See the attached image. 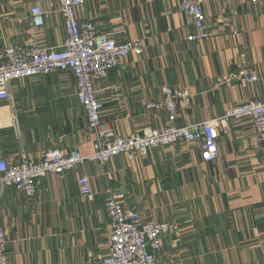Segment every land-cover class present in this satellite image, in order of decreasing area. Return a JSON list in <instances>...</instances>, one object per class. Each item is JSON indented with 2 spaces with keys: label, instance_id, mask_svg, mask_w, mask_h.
<instances>
[{
  "label": "crops",
  "instance_id": "1",
  "mask_svg": "<svg viewBox=\"0 0 264 264\" xmlns=\"http://www.w3.org/2000/svg\"><path fill=\"white\" fill-rule=\"evenodd\" d=\"M27 0H0V62L7 47H60L66 38L63 15L44 3V25L34 27ZM212 37L190 40L191 20L178 0H83L79 22H91L117 43L140 41L142 53L94 83L102 103L101 122L118 135L162 129L167 116L145 108L163 86L186 88L173 125L182 127L221 116L245 102L264 101V0H203ZM244 55L257 80L246 87L225 82ZM12 108L0 100V160L37 161L48 150L93 152L95 134L76 97L69 71L11 82ZM218 156L201 159L198 144L177 141L143 155H118L103 168L85 161L61 175L48 174L26 197L13 187L0 194V228L10 264H101L110 251L106 201L123 195L125 210L147 222L177 225L161 235L156 264H264V140L250 119L231 120L216 131ZM90 179L92 196L80 195L77 178Z\"/></svg>",
  "mask_w": 264,
  "mask_h": 264
},
{
  "label": "built area",
  "instance_id": "2",
  "mask_svg": "<svg viewBox=\"0 0 264 264\" xmlns=\"http://www.w3.org/2000/svg\"><path fill=\"white\" fill-rule=\"evenodd\" d=\"M27 1L30 22L34 27L44 25L43 4H57L63 15L66 38L57 48L34 45L19 48L9 46L5 49L4 61L0 62V100H6L10 105L15 135H19V126L12 108L11 82L59 70L69 71L74 76L77 100L86 113L87 126L96 139L93 152L89 155H81L75 150L64 153L56 149L45 151L37 161L29 157H22L16 164L0 160V194L5 187H13L32 198L36 194L38 181L48 174L61 175L85 161L96 162L103 168L115 156L143 155L150 149L167 148L180 140L198 144L202 161L214 162L218 156L216 131L225 134L231 120L250 119L256 136L264 140V101L241 103L226 109L219 117L178 127L173 125L178 108L180 105L189 107L192 95L186 88L168 86L161 87L160 96L145 104L147 110L164 112L169 123L167 126L159 130L145 128L129 135L116 134L101 122L102 103L96 96L94 83L104 79L129 55H140L142 43L137 40L117 43L111 36L98 34L93 23L79 22L76 9L83 0ZM178 6L194 28L188 39L209 40L213 34L206 24L203 0H178ZM243 61L244 55L240 54V64L227 75L225 82L246 87L257 80L255 71L243 65ZM77 186L82 197L92 196L87 176H79ZM106 211L110 227V251L101 264H156V255L161 252V235L177 231L178 228L175 224L144 221L139 212L125 210L123 195L119 192L109 194ZM6 246L5 231L0 228V264H10Z\"/></svg>",
  "mask_w": 264,
  "mask_h": 264
}]
</instances>
